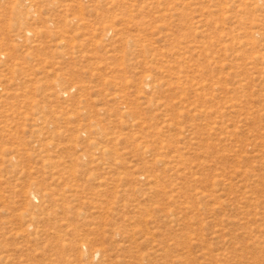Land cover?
<instances>
[{
  "label": "rangeland",
  "instance_id": "obj_1",
  "mask_svg": "<svg viewBox=\"0 0 264 264\" xmlns=\"http://www.w3.org/2000/svg\"><path fill=\"white\" fill-rule=\"evenodd\" d=\"M0 264H264V0H0Z\"/></svg>",
  "mask_w": 264,
  "mask_h": 264
}]
</instances>
